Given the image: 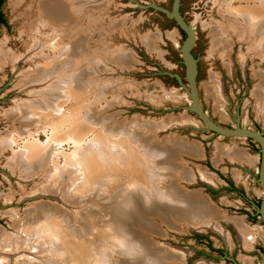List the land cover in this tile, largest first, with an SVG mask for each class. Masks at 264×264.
Wrapping results in <instances>:
<instances>
[{
  "label": "rangeland",
  "instance_id": "obj_1",
  "mask_svg": "<svg viewBox=\"0 0 264 264\" xmlns=\"http://www.w3.org/2000/svg\"><path fill=\"white\" fill-rule=\"evenodd\" d=\"M43 2L4 0L2 7L7 23L0 25V55L6 51L17 60L0 68V264H17L21 258L23 264L58 259L74 264L76 258L84 263L88 255L95 260L104 252L101 264L112 259L110 264H126L119 254L110 257L114 246L108 239L127 238L105 232L108 224L103 222L111 220L105 210L111 213L109 207L118 199L108 185L152 178L162 193L198 192L220 214L215 229H198L189 222L182 226V220L170 229L152 216L159 234L143 232L140 225L135 229L141 231L134 234L137 240L148 235L143 240L153 255L163 248L178 256L177 264H258L264 236L257 212L262 199L260 146L250 138L206 130L189 109L181 57L186 35L167 14L173 12L174 0H96L95 10L84 11L78 25L63 23L56 29L39 20ZM262 5L264 0H179L178 11L195 34L191 55L203 111L215 124L264 133V16L249 12ZM86 26L88 32L83 31ZM213 26L228 41L223 47L212 44ZM76 28L87 35L73 56L65 58ZM56 56L63 58L57 73L50 71L40 83L22 85L23 71L34 73ZM31 92L41 98L44 118L15 120V113L8 111L18 103L37 104ZM165 141L164 148L173 153L167 159L161 158L162 149L150 148ZM179 141L188 148L193 145L196 152H178L184 148ZM29 143L40 145L42 152L24 174ZM128 147L132 150L127 156ZM218 148L244 152L250 161L231 159L221 151L216 157ZM89 160L101 162L96 179ZM224 178L239 186L244 198L229 191ZM205 185L217 190L212 198ZM133 211L137 219L136 208ZM101 217L108 220L96 223ZM60 221L68 235L61 241L58 227L52 229ZM200 234L210 236L229 259L201 253L203 243L194 238ZM140 253L138 248L132 257Z\"/></svg>",
  "mask_w": 264,
  "mask_h": 264
},
{
  "label": "bare ground",
  "instance_id": "obj_2",
  "mask_svg": "<svg viewBox=\"0 0 264 264\" xmlns=\"http://www.w3.org/2000/svg\"><path fill=\"white\" fill-rule=\"evenodd\" d=\"M95 1L96 0H44L43 4L41 6V9H40V13H39L40 19L39 20H42V22L44 23V25L46 27H50L52 29L60 28L61 24H63V23H68V24L74 23L75 25H78L77 22L82 17L81 15H83L82 13L84 11H92L93 12V10H95L94 8L97 7V4H96V6H94ZM249 12L264 16V5H262V7L256 6V8H250ZM257 17H259V16H257ZM87 26L83 28V31H85V29H87V32H88ZM77 28L75 30V33H77L76 37H74V39H70L68 42L69 46H68V51L66 52V55L64 56L65 58L72 57L74 52H75L74 49L78 48L81 44H83V41L85 40V36L87 34H80L79 33L80 30ZM210 33L212 35L211 37H212V44L213 45H215V46L219 45V46L223 47L228 42L226 40V38H224L220 34V30H218L214 26L211 28ZM225 48H226V46H225ZM53 49L55 50V47H53ZM45 56H46V54L41 55V57H45ZM46 58L48 59V57H46ZM55 58L56 59H54L52 62H48L47 64H42L41 68L34 73H31L30 71H27V72L23 71V73L21 74L22 75V77H21L22 78V85L27 84V83L31 84L32 81H35V83H38V82L40 83V80H42L43 78H46L47 77L46 75L50 71L54 70V72L57 73L58 69L60 68L59 65L62 64V62H63V58H61V57L57 58V56ZM16 60H17V58L15 56L13 57L8 52H6V51L1 52L0 68H3L5 65L11 64ZM263 86H261V89L264 91ZM38 96H39L38 94H33L32 92L30 94V97H32V101L37 103L36 104L37 106L35 105V107H34L33 105L25 104L22 101L21 103H18L14 108L10 109L8 111V114L15 113V115H14L15 120H19V119H22V120L25 119L26 120L27 118H29V120H30L34 117H37L36 119H39V118H41V116H43V118H44V113H42V110L40 109V107L38 105V103H40V104H43V103H42L41 98ZM125 135H127V133ZM130 139L132 141H134L135 137L133 135H131ZM168 142L169 141H165V142H161V144H158V145H151L150 148L156 149L159 151H160V149H162L163 151L162 152L160 151L161 152V158L164 157V159L165 158L167 159L168 156L171 157L173 154L171 152V150L170 151L168 150L170 148H164V147H168V146H165V144H167ZM170 143H171V141H170ZM185 143L186 142L183 143V142L179 141V144H178V145L184 144V148H181V149L178 148V150H177V148H174V147L173 148L175 150H177L178 152H183V153H186L189 155H192L194 152H196L193 145L191 146V144H190L189 148H188V146L185 145ZM109 148L110 147L106 146L104 148V151L107 152L109 150ZM128 148L129 149L127 150V154H126L127 156L129 155L128 154L129 151L132 150V147L131 148L128 147ZM219 151H221L223 154H227L231 159H235L237 161H250V159H249L250 157L245 155L244 152H241V151H238L235 149H229V150L225 151L224 149L218 148L216 157H217V155L219 156V153H220ZM41 152H42L41 147L37 143L36 144L35 143H29L27 145V151H26L25 157H24L25 158L24 162L27 165L25 166V164H24V172H23L24 174H27L29 172V170H27V169L30 168V165L32 166L34 163L37 164L36 161L40 157ZM178 152H176V153L178 154ZM177 154H176V157H177ZM93 155L94 154H91L92 157H93ZM95 155H96V152H95ZM88 166H89V170L91 171V174L92 173L95 174L94 178L96 179V177H97L96 176L97 175L96 170H98L101 167V162L89 160ZM171 167L172 166H170V168ZM36 168L38 169V167H36ZM99 174H101V173H99ZM202 175L205 178V180L211 181L213 179L209 174H202ZM184 176L187 177V179ZM184 176H183V178H185V181L190 180L191 176H190L189 172H186V174ZM105 179L106 178H104V181H107ZM152 179H153L152 181H149L147 179L146 180L141 179L140 182L139 181L138 182H134V181L129 182L128 180H126V181H124L125 184L117 182L116 185H113V184L108 185V189L113 193L114 200H116V198H118V199L116 201H114L112 198L111 201H114L113 202L114 204H112L109 207L112 209L111 213H109L110 211L108 209L105 210L109 214V217L108 216H106V217L111 219L107 222H103V224L105 223V225L108 224L107 226H105V232H106V234L114 232V233L119 234V235H120V233H122V235H124L127 238V241H125V240L118 241L115 239H108V241H110V244H113V246H114L112 256L109 255L111 258H113L115 254H119V255L123 256L124 259H127L126 264H177L176 259L178 256L169 252L168 250L163 249V248L162 249L156 248L155 249L156 251L154 252L155 255H153V253H151L152 252L151 247L149 248V245H148L149 243L143 240L148 235L144 236V238H141V240L136 239L135 234L137 232L141 231L137 228L139 231H137L136 233L134 232L135 230H137V229H135V227H137L138 225H140L142 227L141 229L143 230V232H144V230L146 231L148 229V230L154 231V232H151L154 235L159 234V232L157 231V227L156 228L152 227V224H154V223H151V221H153L152 216L154 218L159 217L160 223L164 224L167 228H170V229L177 228L175 226V224H173V223H175L176 221H179V220H182L185 222L184 224H182V226H184V225L187 226V224L189 222V224H191V226L198 228V229H202V228H206V227H210V226L212 228L214 227V229L216 228V226H214V224H215L214 220L217 219L220 216V214L215 209H213L211 205L207 204V200L205 198L202 197L203 198V200H202L201 197H199L198 192L186 193L184 191L181 192L180 189H177V191L172 190V192L162 193L159 190V186H158L159 182L157 181V179L156 178H152ZM100 180H101V178H100ZM95 181L97 182V180H95ZM125 190H129L130 195L132 194L131 198H130V195L128 192L127 193L124 192ZM195 194H197V196H195ZM140 195H141V198H139ZM138 198H139V200H138ZM136 202H137V207H133V206H135ZM130 204H131V206H130ZM148 204H150V205H148ZM140 206H142L146 210L140 211L138 209V207H140ZM135 208L137 211L136 212L137 213L136 217H138L137 219L132 215L134 213L133 210H135ZM198 212L201 214V216L198 215ZM106 217H101L100 219H95V221H97L96 223H100L99 220H101V219L103 220ZM236 225L239 228L240 232H242V226L240 224H238L237 222H236ZM32 226H35V224ZM56 226L58 227L57 232L59 234L57 237L58 238L61 237L60 241L62 240L63 237H65V239H67V236H68L67 233H65V231L63 233L64 223L60 221L59 224L53 225L52 229L55 230ZM177 230H179V229H177ZM244 231L245 230H243V232ZM0 233L4 234L3 231ZM95 239L98 240L99 238L98 239L95 238ZM92 243H93V240H92ZM57 244H59V245L61 244V243H59V240L57 241ZM67 244H68V242H67ZM118 247L121 249V251H118L116 249ZM97 248L99 249V246H96V249ZM138 248L140 249L141 253L136 254L135 256L132 257L133 253H136L138 251ZM115 249L117 251H115ZM101 253H102V251H101ZM5 254L7 255V253H5ZM94 256L95 255H92V256L88 255V257H87L88 259L87 260L84 259V263H81L83 261L82 258H81L82 260L79 258L78 259L76 258L75 259L76 263H74V264H101L102 261H104L103 263H105V261H106L105 252L102 253V257L100 256L98 259L92 260V258ZM4 259H6V258H4ZM112 260L108 261L106 264H110ZM0 261H3V259ZM63 261H64L63 259H61V260L58 259L57 262L52 263V264H61ZM23 263H24V258H21L20 261L17 260V264H23ZM65 264H67V263H65Z\"/></svg>",
  "mask_w": 264,
  "mask_h": 264
},
{
  "label": "water",
  "instance_id": "obj_3",
  "mask_svg": "<svg viewBox=\"0 0 264 264\" xmlns=\"http://www.w3.org/2000/svg\"><path fill=\"white\" fill-rule=\"evenodd\" d=\"M179 0H174L173 12L167 13L170 17L174 18L178 27L185 33L186 39L181 48L182 62L186 68V80L189 86V96L191 103L189 109L193 111L204 124L206 130L212 131L218 135L227 137H243L250 138L258 143L260 146V164L258 172V182L262 188V199L257 206V212L259 213L264 229V133L247 128L236 126L235 128H228L218 124H215L203 111L199 103L198 90L196 86V67L195 60L191 55V49L194 45L195 34L192 28L188 27L178 11ZM258 264H264V236L262 239V253Z\"/></svg>",
  "mask_w": 264,
  "mask_h": 264
},
{
  "label": "flooded vegetation",
  "instance_id": "obj_4",
  "mask_svg": "<svg viewBox=\"0 0 264 264\" xmlns=\"http://www.w3.org/2000/svg\"><path fill=\"white\" fill-rule=\"evenodd\" d=\"M223 180L226 181V184L228 185V189L231 192H234L235 194H237L239 197L244 198V192L242 191V189L237 186L236 184H234L233 182H230L231 180L224 178ZM205 190V192L208 194L207 196L209 198H212L217 190L214 189L213 187L207 186L205 185V187L203 188ZM208 202V201H207ZM256 216V215H255ZM253 217V216H252ZM254 218V217H253ZM196 240L200 241L203 243L204 249L203 251H201V253H203L204 255H209L211 257H213V254H218L220 257L224 258L225 260H228V255L227 252H225L223 249L221 248H216L212 242V239L210 236H208L207 234H200V235H196L194 237ZM208 251V252H207Z\"/></svg>",
  "mask_w": 264,
  "mask_h": 264
},
{
  "label": "trees",
  "instance_id": "obj_5",
  "mask_svg": "<svg viewBox=\"0 0 264 264\" xmlns=\"http://www.w3.org/2000/svg\"><path fill=\"white\" fill-rule=\"evenodd\" d=\"M3 3H4V0H0V25H6V20L4 18V14H3V11H2V7H3ZM183 34H185L183 31H182ZM259 204H257L258 206Z\"/></svg>",
  "mask_w": 264,
  "mask_h": 264
}]
</instances>
